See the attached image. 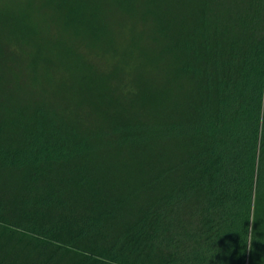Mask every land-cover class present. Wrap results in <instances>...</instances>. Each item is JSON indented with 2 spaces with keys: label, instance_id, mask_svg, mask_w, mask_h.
Listing matches in <instances>:
<instances>
[{
  "label": "trees",
  "instance_id": "1",
  "mask_svg": "<svg viewBox=\"0 0 264 264\" xmlns=\"http://www.w3.org/2000/svg\"><path fill=\"white\" fill-rule=\"evenodd\" d=\"M250 210L264 0H0V264H264Z\"/></svg>",
  "mask_w": 264,
  "mask_h": 264
},
{
  "label": "clouds",
  "instance_id": "2",
  "mask_svg": "<svg viewBox=\"0 0 264 264\" xmlns=\"http://www.w3.org/2000/svg\"><path fill=\"white\" fill-rule=\"evenodd\" d=\"M258 219H260L261 222L259 226L257 227L256 221ZM245 220L248 221L247 224H245ZM235 230L240 235L241 234L243 235L246 249L250 251L254 247V241H259L261 243H264V235L261 234V233H264V216L258 217L250 210L243 218H238V223L236 225ZM216 253H214V255ZM211 255H213V253H210V256Z\"/></svg>",
  "mask_w": 264,
  "mask_h": 264
}]
</instances>
